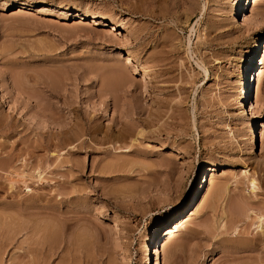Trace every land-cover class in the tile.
Here are the masks:
<instances>
[{"label": "rangeland", "instance_id": "obj_1", "mask_svg": "<svg viewBox=\"0 0 264 264\" xmlns=\"http://www.w3.org/2000/svg\"><path fill=\"white\" fill-rule=\"evenodd\" d=\"M19 1L0 0V264H264V0Z\"/></svg>", "mask_w": 264, "mask_h": 264}, {"label": "bare ground", "instance_id": "obj_2", "mask_svg": "<svg viewBox=\"0 0 264 264\" xmlns=\"http://www.w3.org/2000/svg\"><path fill=\"white\" fill-rule=\"evenodd\" d=\"M257 1V0H254V2ZM241 2V0H238V5L239 3ZM6 4V6H10V5H13L9 2H4ZM16 4L19 5V7L22 9L26 8L27 6L30 5V3H28L27 1L25 0H22V1H19V2H16ZM15 5V4H14ZM242 6V5H241ZM60 9H58V12L61 14L59 16L61 17H74V18H80V19H87V18H90L91 20H93L94 23H100L102 25H106V21L105 20H102L98 17H96V15H90L86 10L84 9H77V10H71V9H66V8H62V7H59ZM248 10L247 12L243 15V22L245 23H249V21H252L251 18L248 16ZM107 25H111L113 27V29L117 30V28H115V25L113 23L111 24H108ZM110 26V27H111ZM119 32V31H117ZM120 33V32H119ZM257 43L258 41H254L253 45L251 46V49L249 50V52L246 54L245 56V59H244V65H243V70H244V75L247 76V82H248V86L246 87L245 89V93H244V98L249 100V97H250V93H249V85H253L254 87V84H255V74L252 75V72L254 71L253 69L255 68L254 67V49L256 48L257 46ZM121 54V53H120ZM123 64L125 65H133V60L130 56H126L124 58V61H123ZM141 68V67H140ZM144 68V67H143ZM134 69H137V68H134ZM145 70V68H144ZM242 74V73H241ZM116 76V75H115ZM239 96V95H238ZM250 106V110L256 115V109H255V105L253 104V102L249 105ZM260 121V120H259ZM86 133V132H85ZM83 135V134H82ZM81 136V134H80ZM78 136V138L80 137ZM98 136V135H97ZM253 140V139H252ZM70 144V143H69ZM75 148V147H74ZM104 171V170H103ZM109 171V170H108ZM112 171V170H111ZM42 176V175H41ZM252 185H253V188L256 187V181L255 179H252ZM215 194V193H214ZM219 196V195H218ZM234 210V214L236 213V216H238L237 214H241L242 212L243 213H246V209H244V207L240 206V204L238 203V206L236 208L233 209ZM227 212V211H226ZM233 214V213H232ZM226 215V213H225ZM230 215V214H229ZM235 216V217H236ZM240 216V215H239ZM236 217V221H239L240 220V217ZM179 217V216H178ZM233 220V219H231ZM234 222V221H233ZM185 223V220H182L181 219H177L176 222L174 223V225H171L167 228H165L162 232H164V237H166L167 235H172L175 231H178L180 229L181 226H183ZM235 225H236V222H234ZM234 226V225H233ZM236 229H237V226H235ZM259 227L261 228V230L264 228V221H262V223L259 225ZM157 235V232L153 234V236H151L150 238V244L151 243H155V240L157 239L156 237ZM163 237V238H164ZM148 244V245H150ZM157 250V249H156ZM154 250V251H156ZM246 254V253H245ZM263 261V260H262Z\"/></svg>", "mask_w": 264, "mask_h": 264}]
</instances>
